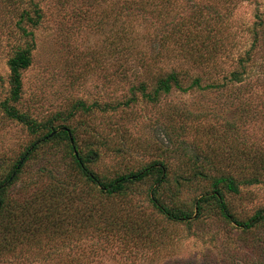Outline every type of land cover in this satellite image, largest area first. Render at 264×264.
Instances as JSON below:
<instances>
[{"label": "rangeland", "instance_id": "rangeland-1", "mask_svg": "<svg viewBox=\"0 0 264 264\" xmlns=\"http://www.w3.org/2000/svg\"><path fill=\"white\" fill-rule=\"evenodd\" d=\"M30 1L0 0V181L40 137L1 108L10 93L8 61L24 43L17 21ZM114 1L34 0L43 16L38 26L30 28L35 36L32 63L23 72L22 99L14 106L42 123L59 112H68L77 101L98 103L103 109L90 115L78 113L68 123L77 129L79 143L90 144L96 151L90 164L93 171L114 178L164 161L168 181L163 184L162 198L171 205L195 210L196 200L214 191L210 179L194 176V170L202 165L209 176L223 172L240 183L239 194L226 193L238 220L248 221L264 211V172L258 170L264 154V40L261 51L247 62L245 82L231 83L226 78L234 70H242L240 57H246L258 23L264 19V0H172L176 10L164 19L158 18V13L170 5L149 0L146 9L131 12L125 21V28L139 35L142 51L139 57L127 60L118 59L113 52ZM218 15L223 18L219 22ZM199 16L203 25L195 34ZM178 22L177 31L173 24ZM193 35L200 41L209 38L206 54L211 45L221 46L213 65L201 68L189 62L180 38L184 43ZM143 64L148 65L142 68ZM147 68L151 73L175 69L185 87L197 77L203 87L228 85L224 89H174L155 103L139 94V101L131 107L120 106L143 81L150 90L155 87V76L147 75ZM71 165L66 141L43 145L8 188L7 206H12L15 197L20 201L32 198L39 180H71ZM44 167L49 171L43 173ZM256 177L260 180L245 182ZM151 183L137 187L135 205L149 204L145 196ZM106 238L74 223L68 224L65 234L43 231L33 245L25 243L32 242V235L27 238L26 234L13 252H0V264H65L66 257L83 255L87 246L97 242L109 251L92 257L102 260L99 264H153L154 254L139 252L127 240L111 237L106 242ZM168 251L157 264H264V224L245 231L226 220L217 208L206 209L200 221L179 228Z\"/></svg>", "mask_w": 264, "mask_h": 264}, {"label": "trees", "instance_id": "trees-1", "mask_svg": "<svg viewBox=\"0 0 264 264\" xmlns=\"http://www.w3.org/2000/svg\"><path fill=\"white\" fill-rule=\"evenodd\" d=\"M148 1H114L117 21L115 23L113 52L118 59L137 58L141 54L139 35L135 32L133 33L129 28H125V21L131 12L146 9ZM160 1L165 3V6L166 4L170 5V8L159 12L158 18L164 19L171 16L176 10L172 5V0ZM195 4L194 6H196ZM42 16L41 9L34 0H31L30 4L27 3L22 8L17 21V28L24 43L18 46L8 61L10 68V93L1 103V108L6 116L23 123L31 134L40 135V137L27 148L26 152L13 165L4 179L0 181V252H13L17 245L23 242L22 239L26 234L27 238L32 235V242L29 239L25 243H32L33 245L37 242L36 236L43 231L52 230L56 234H65L68 224L73 225L74 223L75 226H81L87 231L90 229L96 231L100 238L101 236L108 237L104 239L106 242H109L111 237L112 239L127 240L133 247H137L139 252H143L146 255L154 254V258H149H151L153 264H157L161 262L158 260L170 252L168 249L172 246V240L175 235L179 234V228L184 225L189 228L195 222L200 221L206 209L217 208L226 220L230 221V223H235L240 229L245 231L252 230L260 223L264 224V211H260L248 221L238 220L231 212L226 193L239 194L240 183L235 177L223 172L216 176H209L204 173L203 168L205 166L202 167V165H199L194 170V176H205L210 179L214 191L197 199L195 210L184 206L171 205L162 198L163 184L168 181V167L164 161H155L138 171H129L114 178H109L93 171L90 164L93 162L92 158L96 151L90 144L81 145L77 137V129L68 123L78 113L90 115L96 109H103L98 103L88 104L85 101H77L68 112H59L48 121L42 123L30 115L20 112L14 105L22 99L23 72L32 63V52L35 46L34 32L30 28L38 26ZM200 16L196 19L197 23L194 26L193 33L195 34L196 32H201L195 29L203 25L199 20ZM218 16L217 22L223 19L221 15ZM178 25H180L179 22L174 23L173 27L176 29ZM258 26L260 27L254 33L253 45L246 51V57H240L242 70H234L229 77H226L230 78L231 83L245 82V75L248 73L247 62L252 60L255 53L261 51L259 47L262 46L264 40V19H260ZM187 35H191V33H187ZM165 37L167 35L161 38V41ZM208 39L203 38L200 41L197 35H193L192 38L188 37L183 43L182 38H180L181 48L184 49L186 47L187 50L185 51L192 65L205 68L206 65L215 63L219 54V47L221 46H218V44L211 45L206 54L204 49L209 43H207ZM141 63H146V61ZM147 65L143 64L141 67L146 68ZM148 68L147 75L155 76L153 77L156 83L155 87L150 90L148 83L143 81L132 88L131 97L119 103L120 106L131 107L139 101V94L147 101L155 103L160 101L163 95L170 94L174 89L189 91L193 88L203 87L200 77L195 78L189 87H185L179 71L173 69L167 72L159 70L151 73V69L148 70ZM227 85L228 83L226 84V82L213 83L203 88L224 89ZM110 108L116 109L117 106ZM52 133L53 136H50ZM56 140L68 143L74 177L64 183H59L56 180H52L53 182L51 183H43L39 180L35 189H32V198L26 197L20 201L19 198L15 197L16 199H11L12 206L11 203L7 206L8 188L18 179L19 174L31 156L43 145ZM201 158L203 160L208 159L206 156ZM195 159L199 161L198 157H195ZM259 163L261 166L258 167V170H263L264 172V154L260 155ZM41 171L46 173L49 170L44 167ZM12 177V181L7 186L2 187ZM181 178L182 180L188 179ZM255 179L254 181L245 180V182L251 184L260 180L258 177ZM150 181H152L151 188L145 196L149 204L146 207L135 205L134 199L137 194V187ZM178 183H180V180ZM99 243L87 246L88 249L85 248L83 255L82 253L80 255H69L64 263H101L102 260L94 261V258L100 252L108 255L109 251L106 245L101 247L102 245H99ZM135 264H141V262ZM142 264L145 263L143 262Z\"/></svg>", "mask_w": 264, "mask_h": 264}, {"label": "water", "instance_id": "water-1", "mask_svg": "<svg viewBox=\"0 0 264 264\" xmlns=\"http://www.w3.org/2000/svg\"><path fill=\"white\" fill-rule=\"evenodd\" d=\"M50 136H53V133ZM72 141H73V139H72ZM12 179H13V177L8 181V183H6L5 185H3L2 187L7 186V184H9L12 181Z\"/></svg>", "mask_w": 264, "mask_h": 264}]
</instances>
